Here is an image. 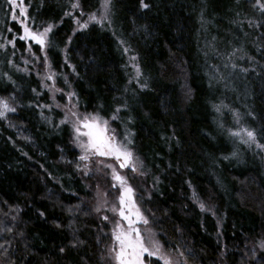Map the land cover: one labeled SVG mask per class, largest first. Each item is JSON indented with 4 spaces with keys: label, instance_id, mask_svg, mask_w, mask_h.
Wrapping results in <instances>:
<instances>
[{
    "label": "trees",
    "instance_id": "obj_1",
    "mask_svg": "<svg viewBox=\"0 0 264 264\" xmlns=\"http://www.w3.org/2000/svg\"><path fill=\"white\" fill-rule=\"evenodd\" d=\"M102 1L24 0L30 28L53 25L59 99L73 94L135 154L136 198L164 249L190 264H264V12L256 0H111L106 19L76 30ZM21 34L0 0V99L16 109L0 117V259L103 264L72 126L39 47L8 42ZM241 129L256 141L230 135Z\"/></svg>",
    "mask_w": 264,
    "mask_h": 264
},
{
    "label": "snow or ice",
    "instance_id": "obj_2",
    "mask_svg": "<svg viewBox=\"0 0 264 264\" xmlns=\"http://www.w3.org/2000/svg\"><path fill=\"white\" fill-rule=\"evenodd\" d=\"M9 6V11L11 12L12 20L20 24L23 30V34L18 37L14 36L8 42L15 44V40L20 41H31L35 45L39 46L41 52H44L47 47L50 46L49 34L52 32L53 25H49L43 29V31H36L30 28L27 24L29 16L27 15V8L24 6V0H6ZM111 0H103L101 7L107 12ZM256 6L264 12V3L261 0H256ZM78 3H73L72 8H78ZM140 7L142 9H147L148 4L144 0H140ZM19 15V18L17 16ZM83 15V13H81ZM66 16L71 15V13L66 12ZM106 17H102L104 19ZM90 20L95 21V14L89 17ZM99 22V21H97ZM79 23V21H77ZM87 23L80 24V28H87ZM9 32L12 31L11 28L8 29ZM31 51V47H29ZM134 59V58H133ZM45 62H47V57L45 56ZM11 63V61H9ZM54 74L47 76L48 80H53ZM35 92L36 90L33 89ZM56 92L61 91L60 89H55ZM73 94H69L71 97ZM16 109L11 107L6 99H0V117H3L5 112H14ZM217 110H219L217 108ZM119 108L116 109L118 113ZM71 115L76 117L73 130L75 132L74 140L76 141L78 147L83 151V155L79 157L80 160L86 161L90 158V155L107 157L114 159L120 169L131 168L133 172L137 171V166L133 162V154L128 150L127 146L117 142L114 135H109V129L107 126V121L101 120L97 115H79L76 112H72ZM118 117L113 115L112 119L115 120ZM67 121H61V123H66ZM243 134V135H242ZM230 135L241 137L242 143H254L256 141V134L252 130L241 129L240 131L231 132ZM246 137V139H244ZM128 143L131 140L125 137ZM257 147H262L257 144ZM105 168L111 169V178L114 181L112 184L113 188L119 186V196L118 203L119 207L113 206L111 211L114 215H118L119 219L115 220L114 227L112 229L111 237L113 241V246L109 247V253H114V259L116 264H145V257H155L157 260L163 262V264H172V261L166 255L161 253V246L159 243L146 240L142 235L141 230L137 227L138 224H148V220L143 216L141 209L137 206L136 201L133 199V189L128 184L125 176L119 174L117 169L110 163H104ZM87 174V173H86ZM201 210H204V206L201 204ZM99 212L101 209L97 207L95 209ZM40 216H44L41 212ZM103 220L108 221V216H103ZM126 222L127 227L125 228L122 224ZM60 227V225H56ZM11 232V229H8ZM75 246V245H73ZM2 247V245H0ZM63 252L64 249L62 248Z\"/></svg>",
    "mask_w": 264,
    "mask_h": 264
},
{
    "label": "rangeland",
    "instance_id": "obj_3",
    "mask_svg": "<svg viewBox=\"0 0 264 264\" xmlns=\"http://www.w3.org/2000/svg\"><path fill=\"white\" fill-rule=\"evenodd\" d=\"M261 1L262 3H264V0H261ZM106 14L107 12H105V9L102 8L100 14L95 15L96 16L95 21L89 19L91 15L85 19H78L75 22V29L78 31L86 29V28H83V29L80 28V24H84V23H87L88 26L93 23H100L102 22L101 18L106 17ZM17 16L19 18L18 13H17ZM77 21H79V23H77ZM18 25L20 24L18 23ZM21 33L23 34L22 28H21ZM28 42H31V41H28ZM40 54H41V57L44 63L43 64V71H44L43 78L46 82L45 85L49 88V91L51 93V99L54 105L62 110L64 119H66V121H68V123L72 126L73 133H72L70 142H71L72 148L77 152L78 173L81 175L82 179L86 181V183L88 182L89 186L91 187V194H90L91 196L88 199V201L86 202L84 201V202L89 207L90 213L96 218L98 222V237H99L98 239H99L100 250H101V261L103 262V264H116V261L114 259V253H109L108 249L109 247L113 246L111 233L114 227L115 220L119 219V216L114 215L113 212L111 211V208L113 206H116L117 208L119 207V203H118L119 186L117 185L116 188L112 187V184L114 183V181L111 178V169L105 168L104 163L112 164L117 169V172L119 174L126 177L128 184L133 189V199L136 201L137 206L141 209L143 216L146 218L145 213L140 207V204L136 198V184L143 177V173L141 172L140 162L135 156V154L130 149L128 150L132 152L133 162L137 166L136 172H133L131 168L120 169L118 163L114 159H110L107 157H99V156L90 155V158L86 161H82L79 159V157L83 155L84 153L82 149L78 147L76 141L74 140L75 132L73 130V125H74L76 117H73L71 113L76 112L81 116L88 115V114L80 112L77 109L72 99V96L69 97L70 93L63 94L62 95L63 98L61 100L59 99V96H61V92L60 91L56 92L55 89L57 88L55 87L54 81L47 79V76L52 75V74L49 70L48 63L45 62V51L44 52L40 51ZM107 126L109 129L108 134L114 135L117 139V136L115 132L113 131V129L111 128L109 122L107 123ZM117 142H119L118 139H117ZM97 207L101 209L99 212L95 210ZM103 216H108L109 220L108 221L103 220L102 219ZM122 224L125 228L127 227L126 222L122 221ZM137 227L141 230V233L145 237L146 240L150 239L152 241L159 243L155 234L151 230L149 223L146 225L143 223H140L137 225ZM159 245L161 246V253L169 257L170 260L172 261V264H190L187 261L185 254L182 253L180 250H177V251L166 250L162 247L160 243ZM0 264H8V263L0 259ZM145 264H163V262L160 260H157L155 257H145Z\"/></svg>",
    "mask_w": 264,
    "mask_h": 264
}]
</instances>
